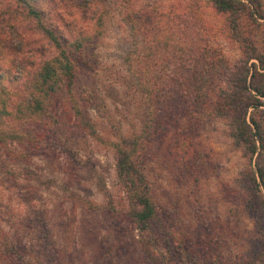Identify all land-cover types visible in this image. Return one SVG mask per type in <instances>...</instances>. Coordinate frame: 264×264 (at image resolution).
Returning <instances> with one entry per match:
<instances>
[{"label": "trees", "instance_id": "16d2710c", "mask_svg": "<svg viewBox=\"0 0 264 264\" xmlns=\"http://www.w3.org/2000/svg\"><path fill=\"white\" fill-rule=\"evenodd\" d=\"M137 1L126 6L122 20L147 41V71L155 60L166 63V72L157 78L147 75L145 82V70L140 71V128L110 144L125 189L121 212L140 230L157 228L169 239L168 254L156 244L144 264L200 263L185 248L186 240L164 223L149 172L154 142L169 139L183 172L201 181L211 151L198 149L188 135L196 136L193 120L202 114L223 119L233 147L249 159L239 183L248 194L244 205L256 236L235 264H264V0H190L175 14L162 11L163 0ZM106 2L0 0V148L11 160H27L41 150L46 131L62 122L61 113L75 119L83 138L104 139L85 118L74 87L90 47L103 37ZM204 4L221 16L218 31L239 48L233 68L207 45L216 28L201 10ZM69 145L54 146L53 152L72 154ZM77 198L87 210H116L114 203ZM21 246L0 224V259L29 264ZM222 246L217 245L209 263L228 264Z\"/></svg>", "mask_w": 264, "mask_h": 264}, {"label": "rangeland", "instance_id": "374dc122", "mask_svg": "<svg viewBox=\"0 0 264 264\" xmlns=\"http://www.w3.org/2000/svg\"><path fill=\"white\" fill-rule=\"evenodd\" d=\"M118 1L107 0L103 37L90 47L74 87L85 118L104 139L83 138L75 119L61 113L62 122L46 131L43 148L30 159L11 160L0 148V224L24 247L29 264H144L156 244L168 254L166 234L157 228L140 230L121 212L125 189L110 142L140 128V71L145 70L147 82V75L157 78L165 73L166 63L154 60L147 71V58H151L147 41L140 30L134 35L122 20L126 6L140 2ZM189 1L163 0L161 9L182 12ZM201 10L216 28L207 45L226 58L230 67L238 65V46L218 31L221 16L207 4ZM195 117L199 130L188 138L198 149L211 151L201 181L183 172L169 139L157 140L149 172L153 194L167 228L186 240L185 248L199 264H211L220 243L224 260L235 264L236 256L256 236L244 205L248 194L239 183L249 159L233 147L223 119L206 114ZM63 143L70 144L73 155L53 152L54 146L60 148ZM77 194L102 205L114 203L116 210H87ZM11 259H0V264H11Z\"/></svg>", "mask_w": 264, "mask_h": 264}]
</instances>
